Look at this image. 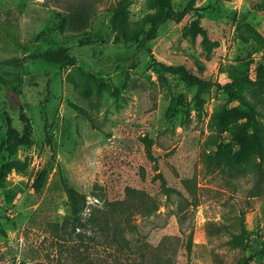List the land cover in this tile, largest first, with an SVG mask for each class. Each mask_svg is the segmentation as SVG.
<instances>
[{
    "label": "rangeland",
    "instance_id": "374dc122",
    "mask_svg": "<svg viewBox=\"0 0 264 264\" xmlns=\"http://www.w3.org/2000/svg\"><path fill=\"white\" fill-rule=\"evenodd\" d=\"M164 1L174 10L188 2L0 0V171L17 163L0 174V264L59 257L51 229L70 214L67 188L86 205L98 203L94 195L123 200L129 189L154 202L152 213L137 214L130 238L144 264H264V163L260 174L252 153L240 156L242 165L205 164L217 150L205 145L210 127L253 102L249 94L230 101L223 87L234 69L258 79L264 0H197L182 21L144 41ZM61 49L75 60H29ZM12 60L22 61L4 66ZM258 97L264 102L263 88ZM252 116L264 127V103ZM10 126L20 139L13 159ZM216 136L230 143V132ZM242 224L247 249L229 242Z\"/></svg>",
    "mask_w": 264,
    "mask_h": 264
},
{
    "label": "trees",
    "instance_id": "16d2710c",
    "mask_svg": "<svg viewBox=\"0 0 264 264\" xmlns=\"http://www.w3.org/2000/svg\"><path fill=\"white\" fill-rule=\"evenodd\" d=\"M197 0H188L186 5L178 10H174L172 6L164 1L163 11L158 16L152 17L148 21L149 29L143 32L144 41L151 42L157 36L159 29L167 22H180L195 8ZM59 25L65 26L66 18L59 16ZM137 32H132L127 36L130 43L136 41ZM88 38L81 46H89ZM29 60H39L50 65H62L68 61H74L67 50L61 49L54 52H47L39 56H35ZM22 60H12L4 64V66H19ZM231 82L223 87V91L231 98L230 101L243 100L242 98L249 94L253 97V102H245V109H232L231 112L225 111L226 116L237 117L232 119L231 123H225L221 118V122L216 127L211 126L212 136L205 143L206 147H216L217 150L211 157L205 158V164L210 171L216 167H220L221 163L240 164V156L244 153H250L260 158L262 163L256 165L254 170L258 174L262 173V165L264 163V127L258 124L253 113L256 106H263V100L258 99V89H264V64L258 67V79L251 81L246 75V70L234 69L228 73ZM0 82L6 85L0 71ZM13 92L14 89L11 88ZM20 118L25 120L23 111L19 109ZM81 110V109H80ZM83 111V110H81ZM84 112V111H83ZM239 112L243 115L239 116ZM240 120L245 123L239 124ZM230 132V143L221 144L216 141V135H223ZM8 150L10 159H13L20 146V139L17 131L10 126L8 138ZM150 143L148 144V156L153 159L150 152ZM238 150V151H234ZM14 161L1 168L0 174L5 177L6 173L16 165ZM20 165V164H18ZM169 192L170 189H166ZM252 194L258 195L260 193ZM66 195L69 203L70 214L61 224L52 225L54 238L59 244V257L51 260L48 264H144V260L139 258L131 247V236L138 235V228L135 224V218L139 212L152 213L155 205L154 202L145 198V195L133 190H128V196L123 200L114 202L103 201L101 197L94 195L98 203L86 205V196L74 189L67 188ZM143 205L147 209H142L138 205ZM85 210H88L85 214ZM141 210V211H140ZM0 232L4 233L0 220ZM248 235L242 224L241 233L231 235L230 244L234 247L247 249ZM193 241L190 239L186 249L189 256L192 253ZM19 264H29L25 261Z\"/></svg>",
    "mask_w": 264,
    "mask_h": 264
}]
</instances>
